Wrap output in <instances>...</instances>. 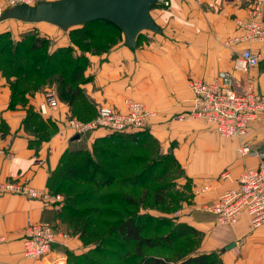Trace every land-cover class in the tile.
Masks as SVG:
<instances>
[{"label":"crops","instance_id":"obj_1","mask_svg":"<svg viewBox=\"0 0 264 264\" xmlns=\"http://www.w3.org/2000/svg\"><path fill=\"white\" fill-rule=\"evenodd\" d=\"M170 2L168 8L151 10L161 33L143 31L135 48L126 45L122 33L119 41L108 49L87 54L90 64L79 83L84 96L71 104L58 97L59 109L51 110L47 116L56 128L48 138L41 140L40 132L25 125L29 108L38 107L44 93L28 95L26 104L12 105L10 85L0 72V180L27 182L48 191V178L57 169L62 155L73 149H92L95 140L106 133L98 130L73 140L74 132L66 127V118L74 110L80 115H91L101 105L123 109L125 98L137 99L158 111L137 148L157 143L161 152L174 155L184 181L190 184L191 203L185 202L175 220L203 232L204 242L191 256L217 252L223 264H264V225L252 229L250 217L243 214L235 225L221 226L205 210L206 205L234 184L244 165L255 164L257 159L241 156L237 152V139L221 136L204 121L178 118L192 108L194 95L188 86L191 78L210 80L219 71H229L239 91L248 75L254 77L258 89L264 90V62L247 73L234 69L237 55L247 48L264 52V43L224 45L226 38L244 33L237 19L248 16L254 0H213L204 5L196 0ZM3 22L0 33L19 34L28 28L20 23H11L9 27ZM37 24H43L39 28L58 39L56 46L69 44L68 33L58 26ZM17 27L21 29L14 30ZM242 140L264 151V120L253 123ZM76 141L79 145L87 144L76 147ZM226 172L229 177L224 175ZM29 218L48 222L66 231L69 237L59 238L41 258H26L23 237ZM231 243L235 245L227 249ZM92 248L66 223L58 199L0 194V264H73V260L91 254Z\"/></svg>","mask_w":264,"mask_h":264},{"label":"trees","instance_id":"obj_2","mask_svg":"<svg viewBox=\"0 0 264 264\" xmlns=\"http://www.w3.org/2000/svg\"><path fill=\"white\" fill-rule=\"evenodd\" d=\"M162 6V4L158 3L153 8ZM99 21L113 25L122 35L123 32L120 27L110 20H96L85 25ZM8 36H10L8 31L0 33V72L10 85L12 105L20 102L26 104L27 96L34 95L43 87L42 80L46 82L52 80L55 74L57 76L54 81L57 83L58 89L63 90L57 91L58 97L62 101L71 104L77 97L84 96L79 83L84 80L85 71L90 64L89 59L83 61L82 55L74 57L72 48L60 49L58 52L54 51L55 53L46 52L43 54L44 56L41 54L34 55L42 47L38 40L31 41L27 45L24 43L13 45L11 40H3V38ZM115 43L110 44V46ZM110 46L99 47V52L108 49ZM29 54L32 55L31 58L27 57ZM60 55L64 57H60ZM27 60H30V62ZM97 111L98 108L95 113L84 116L74 110V113L70 114V116L81 120H89L97 114ZM47 118V116H43L39 112L38 107L33 108L31 106L25 119V125L29 129L35 128L40 132L41 134L38 136L42 140L48 138L56 129L55 125ZM44 120L48 121L49 124L44 123ZM143 133L146 132L112 133L111 135L97 138L92 149L69 150L62 155L57 169L50 174L47 187L56 185L58 191L66 193L68 199L63 203L64 206L78 207L75 210L78 215H67V217H65L66 215L62 208L64 220L87 243L94 244L90 250L91 254H85L83 258L73 260V264H121L118 261L116 263L101 261V259H105L108 256L106 249H99V243L104 242V244H107L108 242V239L105 238L106 236L102 238L106 230L101 225L108 226L109 229L106 232L119 236L125 245H133L134 252L130 253L129 257H133V260L137 261L138 264H174L170 257L146 254L145 249L160 247L164 242L171 244L176 237L165 235L158 237L159 239L155 241L150 236H144L142 233L144 228L147 227L146 218L148 217L146 213L138 211L137 214L127 213V215H121L119 214L120 211L117 212L116 209L111 207L121 202L125 205L136 207L139 204L138 197L130 191L122 192L123 188L128 186L141 187L152 181L149 176L143 180L141 178L147 169L138 174H133L134 166L147 161L146 157L143 159L132 155V148L140 146V143L145 139L146 135H143ZM102 143H105V145L103 146ZM31 144L33 145L34 143L31 142ZM112 147L118 151L114 152V149H111ZM122 152L128 155L125 156ZM169 157L177 163L173 154H170ZM128 166L130 169L127 172L125 168H128ZM61 181H63V184L59 185L58 183ZM162 192L163 189H157L155 195H157L158 202L164 200L165 194ZM82 204L85 207H80ZM86 216H90L89 219L86 220ZM107 217H116V220L112 223H107L103 221ZM178 224L176 236L179 238L184 237L186 234L193 235L194 233L192 232L197 231L195 228L185 224ZM195 250L192 249L193 252ZM192 251L191 253H193ZM191 253L186 256V259L181 260L177 264H214L209 261L211 255L215 254L214 252L196 254L195 256H191ZM99 255L101 259H99Z\"/></svg>","mask_w":264,"mask_h":264},{"label":"built area","instance_id":"obj_3","mask_svg":"<svg viewBox=\"0 0 264 264\" xmlns=\"http://www.w3.org/2000/svg\"><path fill=\"white\" fill-rule=\"evenodd\" d=\"M40 0H0V16L8 7L20 4L33 5ZM200 5L213 0H196ZM165 7L170 0H160ZM238 26L244 30L224 40V45L232 47L241 42L264 43V0H255L246 18L237 19ZM264 62V52H254L247 48L234 59V69L247 73L251 68ZM188 86L194 95L192 108L179 119L202 120L213 126L224 137L237 139V152L243 156L257 159L255 164L244 165L234 184L226 188L205 210L215 216L221 226L235 225L243 214L250 217L252 229L264 225V151L252 148L242 139L253 123L264 120V90L257 87L254 77H246L242 90H238L235 79L229 71H219L210 79L191 78ZM60 107L59 98L53 89L44 92L38 109L43 116L51 115V110ZM123 109L109 105L98 107L97 114L89 120L68 116L66 127L75 135H86L94 131H105L104 136L112 133H137L149 129L158 111L149 108L144 102L125 98ZM229 177V173H224ZM14 193L29 198L48 199L52 197L46 189L34 187L27 182L0 180V194ZM66 231L56 229L52 224L28 219L23 237V255L37 259L50 252L59 238H68Z\"/></svg>","mask_w":264,"mask_h":264},{"label":"rangeland","instance_id":"obj_4","mask_svg":"<svg viewBox=\"0 0 264 264\" xmlns=\"http://www.w3.org/2000/svg\"><path fill=\"white\" fill-rule=\"evenodd\" d=\"M162 5L163 6L161 8H168L165 7L164 4ZM11 23L20 22L7 20L2 24H7L10 25L9 27H11ZM23 25H27L28 28L19 32V34L13 31H8L10 36L3 38V40H11L13 45L17 43H24L27 45L31 43V41L38 40L40 42V46L42 47L38 52H35L34 55H43L46 52L53 53L54 51L58 52L60 49L72 48V55L74 57L82 55L83 61H87L89 59L87 58L88 53L99 54V47L105 48L106 46H110L112 43H117L121 35L119 31L113 27V25L99 21L90 25L74 26L68 30L62 29L65 33H68L69 44L56 46L58 39H56V37L50 33H46L39 28V26L43 24L21 22L20 26ZM16 29L21 28L17 27L14 30ZM27 57L31 58L32 55L29 54ZM60 57L64 56L60 55ZM27 61L30 62V60ZM56 76L57 74L52 77V80L47 82L42 80L43 87L40 88L39 92L44 93L48 89H53L56 91L58 96V92L63 90L58 89L57 83L54 81ZM38 122L40 123V121ZM86 144L79 145L76 141L74 146L79 147L85 146ZM102 145L104 146L105 143H102ZM111 149H114V152L118 151L113 147ZM159 149L160 148H158L157 143H153L152 146L148 148H132V155H135L136 157H142L143 159L145 157L147 158L146 163L142 162L134 166L133 174H138L144 169H147L141 178L143 180L149 176L152 178V181H150L149 184L143 185L141 187L128 186L127 188H123L122 192L130 191L133 195L138 197L137 199L139 204L136 207L129 206L127 204L125 205L122 202L111 207L116 209L117 212L120 211L119 214L121 215H127V213L137 214L138 211H141V213H146V216L148 217L146 218L147 227L144 228L142 233L144 236H150L155 241L159 239L158 237L165 235H172L173 237H176L174 242L171 244L169 242H164L160 247L146 248L145 253L170 257L174 261V264H177L181 262V260L186 259V256L191 253L192 249L195 250L196 246H202V243L204 242V235L202 231L197 230L196 232H192L194 233L193 235L186 234L182 238L176 236V231L178 230L179 224L175 220V214L177 215V212H180L181 208L184 207L185 202L189 204L191 203L192 190L189 182L184 181L182 171L180 170L181 166L178 163H175L169 157L171 153H163ZM121 150L123 151V149ZM122 153L125 156L128 155L124 152ZM129 169L130 168L128 166V168H125V171L128 172ZM58 184L62 185L63 181L59 182ZM159 188L163 189L162 193L165 194L164 200L162 202H158L156 198L157 195H155L157 189ZM48 192L53 199H58L60 201L61 208L64 209V214L66 215L65 217H67V215H78V213L75 212V210L78 208L77 206L72 208L71 206L66 207L63 205L68 197L65 192L58 191V187H56V185L49 187ZM80 207L83 208L85 206L82 204ZM89 217L90 216H86L85 219L87 220ZM115 220L116 217H107L103 221L112 223ZM101 226L106 231L109 229L108 226ZM106 231L104 232L105 235L102 236V238L106 236L105 238L108 239V242L107 244H104V242L99 243V249H106L108 256H106L105 259H101L99 255V259L108 263H116L118 261L121 262V264H138L137 261L133 260V257H129V254L134 252L133 245H125L119 236L113 233L108 234ZM92 245L94 246L93 243ZM214 253L215 254L211 255L209 261L214 264H223L221 258L219 257L220 255L217 254V252Z\"/></svg>","mask_w":264,"mask_h":264},{"label":"water","instance_id":"obj_5","mask_svg":"<svg viewBox=\"0 0 264 264\" xmlns=\"http://www.w3.org/2000/svg\"><path fill=\"white\" fill-rule=\"evenodd\" d=\"M160 0H40L34 5L20 4L8 8L0 22L16 19L28 23H49L63 30L96 20H110L120 27L125 43L135 48L143 31L161 33L151 10ZM75 135L73 140L79 139ZM235 243L226 248L233 247ZM223 249L222 251H224Z\"/></svg>","mask_w":264,"mask_h":264},{"label":"bare ground","instance_id":"obj_6","mask_svg":"<svg viewBox=\"0 0 264 264\" xmlns=\"http://www.w3.org/2000/svg\"><path fill=\"white\" fill-rule=\"evenodd\" d=\"M14 7V6H13ZM8 20H16V19H8Z\"/></svg>","mask_w":264,"mask_h":264}]
</instances>
